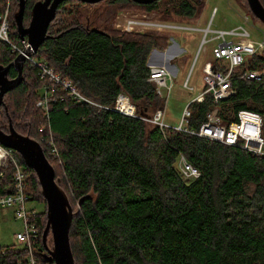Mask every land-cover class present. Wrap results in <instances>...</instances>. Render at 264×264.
<instances>
[{
    "label": "trees",
    "instance_id": "trees-1",
    "mask_svg": "<svg viewBox=\"0 0 264 264\" xmlns=\"http://www.w3.org/2000/svg\"><path fill=\"white\" fill-rule=\"evenodd\" d=\"M37 1L26 0L25 25ZM205 4L206 0H66L37 57L99 106L75 102L58 86L47 118L37 105L47 82L29 62L23 82L5 94L0 127L6 129L11 119L19 132L40 142L74 208L70 240L75 264H264V156L112 109L121 92L142 116L164 108L165 98L149 81L147 61L154 48L163 51L171 43L167 32L117 29L115 15L132 9L191 20ZM91 7H96L93 13ZM18 10L19 0H12L9 38L22 45L15 21ZM169 52L173 49L165 54ZM17 55L0 40V64H9ZM214 62L217 69H225L223 61ZM256 65L264 69V52L237 67L235 76ZM16 75L12 68L9 77ZM232 88V96L217 104L211 94L192 102L189 128L198 130L216 105L224 124L242 108L264 116V80L237 76ZM50 134L58 154L43 140ZM181 154L200 170L199 177L183 176L178 167ZM16 156L28 174L25 193L46 206L35 172L18 152ZM14 171L13 165L0 168V197L15 192ZM41 209L38 225L43 232L46 207ZM42 248L41 236L34 256L40 264H50L41 257ZM28 256L22 245L0 243V264H29Z\"/></svg>",
    "mask_w": 264,
    "mask_h": 264
},
{
    "label": "built area",
    "instance_id": "built-area-1",
    "mask_svg": "<svg viewBox=\"0 0 264 264\" xmlns=\"http://www.w3.org/2000/svg\"><path fill=\"white\" fill-rule=\"evenodd\" d=\"M11 6L12 0H3V3H0V40L8 42L12 46L13 51L19 54L23 52L27 40H21L22 45H18L9 38ZM118 18L115 20V28L125 32H142L151 29L161 32L171 29H197L196 27L162 22L157 17H154L151 12H145L141 15L134 12L126 15L121 22L117 21ZM241 29L243 30L239 31V28H237L231 31H214L216 32V36L212 37L210 41L219 38L222 40L212 47L213 59L205 62L203 65L204 90L185 105L178 124L166 122L165 106L158 109L149 117L138 114L136 105L123 92L117 95L112 109L126 115L143 118L152 124L159 125L161 128H174L228 145L239 146L254 155L264 156V116L258 111L242 108L238 110L233 121L224 124L220 115V107L216 105L207 114L206 121L200 125L198 130L189 128V118L191 116L190 104L192 102L203 101L207 94H211L216 104L230 98L233 94L232 81L237 76L248 80H264V69L260 68L261 65H256L255 68H246L239 75L235 76L237 67L253 55L264 52V42L253 45L249 42H236L226 38V35L229 34L241 37H249L251 35L248 30L243 27ZM205 41H209V39H205ZM215 60L223 61L225 69H217L215 67ZM27 62L31 66H35L38 69L39 75L47 82L37 101V105L45 111L47 118H49L50 101L53 99L54 90L58 86L61 87L67 97L75 102H86L99 106L94 100L84 95L71 80L64 79L46 61L38 58L37 54L27 57ZM147 65L150 68L149 81L156 83L157 93L164 97L167 103V98L174 85V75L170 74L165 65ZM184 85L189 88L187 80L184 81ZM190 88L193 89V87ZM107 107L110 108L109 106ZM40 130L43 131L45 128L41 127ZM43 140L46 141L53 153L58 154L52 134L43 138ZM16 153L15 149L6 147L0 143V168L13 165L15 169V192L0 197V208H14L15 218L21 220L23 224V230L16 233L15 237L19 245L28 249L29 264H40L37 257L34 256V246L37 239L42 236L38 225V218L42 209L28 206L30 197L25 193L28 174L25 167L20 164ZM178 167L185 178H197L201 175L200 170L190 163L183 154L179 156Z\"/></svg>",
    "mask_w": 264,
    "mask_h": 264
},
{
    "label": "water",
    "instance_id": "water-1",
    "mask_svg": "<svg viewBox=\"0 0 264 264\" xmlns=\"http://www.w3.org/2000/svg\"><path fill=\"white\" fill-rule=\"evenodd\" d=\"M64 1L66 0L37 1L32 8L31 20L28 26H25L26 0H19V10L15 14V21L20 39L27 40V44L23 48V52H20L12 62L6 65L0 64V109L5 105V94L23 82L27 57L36 55L41 44L50 37L47 35L49 25L56 17L59 5ZM79 1L96 4L103 0ZM133 1L149 4L157 0ZM247 1L253 14L264 23V5L261 0ZM173 47L174 43L169 44L164 51L154 48L150 56L153 53L165 54ZM12 68L17 72V75L11 78L9 72ZM0 143L15 149L21 155L24 164L35 172L39 184V194L46 200V222L42 232L44 248L41 249V257L50 264H75L70 240L75 211L62 186L61 178L56 177V170L47 158L42 145L29 134L19 132L11 119L7 123L6 129L0 127Z\"/></svg>",
    "mask_w": 264,
    "mask_h": 264
},
{
    "label": "rangeland",
    "instance_id": "rangeland-1",
    "mask_svg": "<svg viewBox=\"0 0 264 264\" xmlns=\"http://www.w3.org/2000/svg\"><path fill=\"white\" fill-rule=\"evenodd\" d=\"M100 4H104L105 6V3ZM214 7L218 8V12H214L215 14L213 13ZM95 9L96 7H91L90 12L93 13ZM85 11H88V6H85ZM134 12L141 15L146 11L132 9L121 10L113 18L112 22L114 27H116L115 20L117 17H119L117 21L121 22L126 15ZM153 15L162 22L202 29L200 31L194 29H171L165 31L171 35V42L176 41L187 50L193 47L186 68L182 69L181 65L179 66V70L174 76L173 88L167 98L165 105L166 122L171 124L179 123L185 105L204 90L203 65L205 62L213 59L212 47L222 40L219 38L210 41L216 35L214 30L230 31L239 28V31H242L243 29L241 27H243L250 32L251 35L249 37L229 34L226 35V38L236 42H249L253 45L264 42V23L253 17L245 0H206L202 13L191 20L161 18L155 12ZM205 39H209V41H205ZM186 80L189 82V88L184 85V81ZM190 87H193V89ZM28 206L43 209L46 207L40 201L36 200H30ZM22 230L23 224L21 220L15 218L14 208H0V243L2 245L19 244L15 234Z\"/></svg>",
    "mask_w": 264,
    "mask_h": 264
},
{
    "label": "crops",
    "instance_id": "crops-1",
    "mask_svg": "<svg viewBox=\"0 0 264 264\" xmlns=\"http://www.w3.org/2000/svg\"><path fill=\"white\" fill-rule=\"evenodd\" d=\"M218 12V8L214 7L213 13ZM214 13V14H215ZM247 17V16H246ZM196 30H202L198 27H196ZM207 30V29H205ZM234 30V29H233ZM215 31V30H214ZM225 31V30H224ZM231 31V30H230ZM214 35L213 37H215ZM174 47L173 52H169V54H160V53H153L150 58L148 59V64H155V65H165L172 75H176L177 71L179 70V66L181 65L182 69H185L187 66L188 61L191 57V51L190 49H185L184 47L180 46L176 41H173ZM176 65V67H175Z\"/></svg>",
    "mask_w": 264,
    "mask_h": 264
},
{
    "label": "flooded vegetation",
    "instance_id": "flooded-vegetation-1",
    "mask_svg": "<svg viewBox=\"0 0 264 264\" xmlns=\"http://www.w3.org/2000/svg\"><path fill=\"white\" fill-rule=\"evenodd\" d=\"M25 25V24H24ZM25 26H28V25H25Z\"/></svg>",
    "mask_w": 264,
    "mask_h": 264
}]
</instances>
